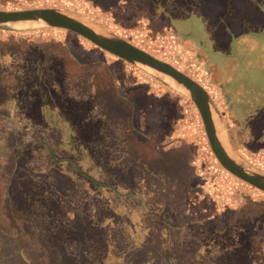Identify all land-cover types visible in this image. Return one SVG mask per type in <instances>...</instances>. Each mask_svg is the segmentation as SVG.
I'll list each match as a JSON object with an SVG mask.
<instances>
[{"label":"rangeland","instance_id":"rangeland-1","mask_svg":"<svg viewBox=\"0 0 264 264\" xmlns=\"http://www.w3.org/2000/svg\"><path fill=\"white\" fill-rule=\"evenodd\" d=\"M87 1L84 5H78L73 0H0V8H67L79 13L83 11L106 28L112 29L116 24L122 25L123 27L117 29L119 31L115 30L118 35L171 63L199 83L206 82V88L212 84L222 101L223 113H220L218 107L217 109L232 146L236 136L244 142L248 140L247 136L250 137L251 133L247 135L246 131L243 132L247 128L253 134L260 132L264 147V26L261 21L255 19V23L250 27L242 28L246 22L243 16L237 19V0H128L132 11L129 15L125 11L120 12V8L111 9L117 8L115 0ZM133 13L144 17L146 24H143L144 20L142 23L136 22L133 16L131 19ZM0 39L33 41L38 45L49 41L50 50L53 46H58L61 50L70 46L72 53L80 57V64L75 62L72 69L75 72H71L72 75H78L75 78L78 84L83 77H86V82H91L90 75L94 78L97 75L102 79L105 77V82H111L107 72L112 75L115 86L109 89L107 87L94 96L91 91L83 89V93L74 96V99L77 100L75 107L80 117V132L77 133L86 134L82 129L85 125L90 127L91 134L83 138L92 139L91 142L104 149V154L109 156L110 167H131L129 172L124 171L126 179L124 174L123 178H119L112 173V178H109L110 191L114 195L119 193L123 198L126 195L128 200L133 198L134 194L138 195V207L143 215H138L137 220L139 224L142 223L144 234L141 236L153 240L149 251L147 249L146 254L142 256V248L128 252L124 247L123 253L126 251V255L122 257L123 264H264V243L257 238L259 231L264 228L260 230L253 223L259 224L253 216L264 218L262 211L250 216L251 219L248 220L252 223L248 220H238L237 225L232 223L233 221H230L229 225L228 221L221 222L223 216L215 220L217 223L211 220L210 224L206 225H202V220L196 222L193 219H201L210 212L203 209L204 204L208 207L210 205V192L201 187V180L194 179L191 182V168L185 161L197 158L200 166L198 174L204 179L217 178V171H214L216 165L220 173L225 170L211 153L199 114L188 98L155 76L66 30L0 29ZM78 46L81 52H78ZM60 53L54 52V62L59 69ZM46 56L47 53L45 58ZM3 68L18 74L17 67L11 61H7ZM98 68L103 70L98 72ZM14 78H9L10 84L14 83ZM1 82L0 79V91H11L10 88L1 89ZM86 109L91 110L89 118L84 116ZM245 121L247 124L241 127ZM229 123L236 130V135L234 129H230ZM57 124V121L52 123L55 127H58ZM237 127H241L238 133ZM12 134L15 135V131L11 127L10 131L7 130L6 122L1 121L0 264H70L66 252L53 240L54 234H49L42 214H28L15 208L12 200L15 198L10 195L14 189H8L10 176L15 168L11 148ZM62 136V133L58 132L57 137ZM20 138L25 140L23 136ZM167 154L174 156L169 158ZM86 157L82 160L85 166ZM41 162L38 160L37 167L41 168ZM60 163H63V160ZM72 164L79 167L80 159H74ZM63 165L67 171H71L68 173H78L82 181L81 173L93 172L90 168L83 169L82 172V168L70 170L69 165ZM40 168L35 170L34 177L41 181L46 179L49 171L55 177L57 175L58 179L64 176L53 174L52 170L45 172ZM13 175L21 181L27 176L26 173L20 172H13ZM136 177L138 179L134 181ZM123 181L124 184L127 183L125 190ZM195 182L199 184L196 185ZM237 183L247 185L240 180H237ZM62 187L63 185L57 187L56 193H63L60 189ZM147 189L151 190V197L148 196ZM175 189H178L184 212L189 215L186 218L181 215V220L169 218L173 215L171 210L176 211L177 207L163 204L165 200L160 197L162 194L167 196L168 192ZM209 190L214 194L216 192V189ZM13 195L15 197V193ZM203 197H208V202ZM152 201L154 203H151ZM99 208H104V205L100 203ZM114 212L116 214H113L111 219L108 218V213L103 220H94V228L91 225L82 230L84 227L81 226L80 233L71 226H64L63 223L73 216L70 213L65 214V218L53 215L51 226L57 238L62 240L67 236L70 240H81L84 231L90 230L91 235L84 237L86 243L92 246L96 243L98 247L101 245L100 238L95 232L98 227L105 226L102 225L104 221L115 225L124 223L131 237H140L134 235L131 225L124 222L128 213L120 214L116 210ZM148 218L152 219V223ZM224 223L227 226H224ZM107 239L106 237L105 240ZM99 250L102 252H96L94 257L101 259V246ZM107 259L112 260L106 256L105 260Z\"/></svg>","mask_w":264,"mask_h":264},{"label":"trees","instance_id":"trees-1","mask_svg":"<svg viewBox=\"0 0 264 264\" xmlns=\"http://www.w3.org/2000/svg\"><path fill=\"white\" fill-rule=\"evenodd\" d=\"M125 12L131 13L132 11L127 7ZM240 16H243L246 22L243 23L242 28L250 27L255 23V19L261 21L264 26V0H237V19ZM37 45L33 41L0 39L1 89H11V91H7L8 93L0 91V122H6L7 130L10 131L11 127L15 131V135H11L12 156L15 161L12 173L27 174L25 180L21 181L11 173L8 189H14L15 197L13 193L10 195L15 198L12 199L15 208L28 214L36 212L42 214L43 223L49 229V234H54L53 240L66 252L70 264H123L121 261L122 257L126 255V251L132 252L142 248L140 256L146 254L145 252L147 249L149 251L153 240L141 236L144 233L142 223L137 222L138 215H142L139 211L141 208L138 207V195L134 194V197L128 200L126 195L123 198L122 195L116 193L117 189L115 195L110 191L111 181L109 178H112L111 175L114 174L115 177L120 178L122 174L125 175V172H129L131 167L125 169L121 166L114 167L115 171L112 174V166L110 167L108 164L110 159L104 154V149L91 142L92 139L83 138L91 134L90 127L85 125L82 129V131H86V134L77 133L80 117L75 107L77 100L74 99V96L77 97L83 93V89L91 91L94 96L107 87L109 89L115 86L112 75L107 72L111 82H105V77L102 79L97 75L94 78L93 75H90L92 76L91 82H86V77H83L78 84L75 82L78 75H72L71 72H75V70L72 71L75 62L80 64V57L72 53L70 46L64 51L58 46H53V49L50 50L49 41ZM78 48V52H81V48L79 46ZM55 51L61 52L59 54L60 69L54 62ZM7 61L15 64L18 74H13L3 68ZM98 70L100 72L103 69L98 68ZM11 76L16 78L12 84L9 83ZM80 76L81 74H79ZM90 113L91 110H87L84 116L89 118ZM53 121H57L58 127L52 125ZM58 132L63 136L57 137ZM21 136L24 137V141L20 138ZM85 156H87V166L82 163ZM74 159H80L79 167L72 164ZM38 160L42 161L41 168L37 167ZM61 160L69 165L70 170L82 168V172L83 169L90 168L93 172L81 173L82 181L78 173H68L71 171L64 168L63 163H60ZM39 168L45 172L52 170L53 174L58 173L64 176L62 179H58L56 174L57 178L49 171L46 179L41 181L34 177L35 170ZM124 179H126V175ZM137 179L136 177L134 181ZM62 185L63 187L60 189L63 190V193H56L57 187ZM122 186L123 189L127 188V183L124 184L123 181ZM177 191L178 189H175V191L168 192L167 196L162 194L160 197L165 200L163 204L177 207L176 211L171 210L173 215H170L169 218L181 220L182 217L186 218L189 215L184 212L185 208L180 204V196ZM146 192L151 197V190L147 189ZM65 201H69V203L65 204ZM72 202L74 207L71 208ZM100 203L104 205V208H99ZM123 204L124 206H119ZM121 207L126 209H119ZM115 210L120 214L128 213L127 220L125 219L124 222L131 225L134 235L137 234L140 237H131L124 223L115 225L104 221L102 225L105 226L98 227L95 232L100 238V246L103 250L101 259L94 257L96 252H102L99 250L100 246L98 247L96 243L92 246L88 242L86 243L84 238L91 235L90 230L84 231L81 240H70L68 236L62 240L57 238L56 232L51 226L53 215L65 218V214L70 213L73 216L63 224L75 228L80 233L81 226L84 227L82 230L91 225L94 228V220H103L108 213V218L111 219V216L116 214ZM148 211L153 212L152 210ZM193 219L196 222L204 220V218ZM148 220L152 223V219L148 218ZM106 237L107 240H105ZM138 242H140L139 245ZM124 247L126 251L123 253ZM106 256L111 257L112 260H105Z\"/></svg>","mask_w":264,"mask_h":264},{"label":"water","instance_id":"water-1","mask_svg":"<svg viewBox=\"0 0 264 264\" xmlns=\"http://www.w3.org/2000/svg\"><path fill=\"white\" fill-rule=\"evenodd\" d=\"M17 24H36V26L17 27ZM42 28H57L72 32L96 47L155 76L184 95L192 102L199 114L207 144L218 164L238 180L264 193V170L248 162L231 145L221 114L208 91L194 78L77 11L56 7L17 10L0 8V29Z\"/></svg>","mask_w":264,"mask_h":264},{"label":"crops","instance_id":"crops-1","mask_svg":"<svg viewBox=\"0 0 264 264\" xmlns=\"http://www.w3.org/2000/svg\"><path fill=\"white\" fill-rule=\"evenodd\" d=\"M74 2L78 3V5H84L86 3H88V1H84V0H73ZM116 3L115 5L117 6V8L111 7V9L113 10H122L120 12H123L126 10V8H130L129 6V2L128 0H115ZM114 5V6H115ZM76 11V10H74ZM82 14V12H80ZM130 13H127V15H129ZM86 15V14H84ZM90 18H92V16L86 15ZM133 16V17H132ZM136 19V22L140 21V23H142V21L144 20L143 24H146V19L144 17L141 18V16L136 15L135 13H133L130 18ZM131 18V19H132ZM130 19V20H131ZM97 21V20H95ZM98 22V21H97ZM100 23V22H98ZM150 23V22H149ZM101 24V23H100ZM104 26V24H102ZM123 27L122 25H115V28H108L111 31L115 32L119 31L117 30L118 28ZM131 28V27H130ZM116 33V32H115ZM2 40V39H1ZM206 82L202 83L201 85L203 87H205V89L208 91L209 95L211 96L213 102L215 103L216 107H218L220 113H223L221 105H222V101L220 100V96L219 94H216V89L212 86V84H210V86L208 88H206ZM218 100V102H217ZM264 118V116H263ZM230 124V123H229ZM241 124V123H240ZM244 124H247V121H245L241 127H243ZM231 125V130L234 129ZM240 127V128H241ZM239 127H237V133L240 130ZM247 133V135L251 136H247L248 140L246 139L245 142L242 140L235 139L234 142V148L235 150L242 155L248 162H250L252 165L256 166L259 169L264 170V147L262 146V142L263 139H261V134L256 133L253 134V132L247 128L244 129L243 132ZM235 135H236V130L234 129ZM246 135V134H245ZM254 147H257L256 150H253ZM170 157L174 156L173 154H167ZM165 156V155H163ZM163 156H159L160 158H162ZM159 158V160H160ZM197 158L193 157L191 159H187L185 161V164L188 165V167L191 168V172H190V180L191 182L194 179H197L198 181L201 180L200 182H202L201 187L203 189H207L208 193L210 192V205L208 207V205L204 204V211L208 212V210L210 211L209 213H207V215L203 220L202 225H206L207 223L210 224L211 220L215 221V220H219V216H223V218H221V222H227L229 225L231 222L234 223L235 225H237V221L238 220H248L251 219V215L252 214H256L257 211H262L264 213V193L255 189L252 186L249 185H244L242 183H237V178H235L234 176H232L231 174L229 175V173L226 174L227 171H223V172H219L217 170V165H216V170L217 171L216 175L217 178L216 179H212V177H208L206 179L202 178L201 175L198 174V168H200V166L198 165L199 163H197ZM184 165V164H183ZM215 165H213L214 167ZM182 167V165H181ZM115 168L112 167V173L115 171ZM205 171V170H204ZM206 171H209V169ZM211 173H214L213 171H211ZM210 175V174H209ZM217 180V181H216ZM190 183V182H189ZM196 185H198L199 183H196ZM216 184V186H215ZM193 188L197 189L195 185H192ZM209 189H216L215 194L213 193V191L209 190ZM207 199L208 202V197H203ZM210 208V209H208ZM217 215V216H216ZM251 216V217H250ZM218 217V218H217ZM253 218H255L259 224L254 223L255 226L259 227L260 230L262 228H264V218L263 219H259L253 216ZM198 219V218H197ZM214 219V220H213ZM251 221V220H248ZM215 223H217L215 221ZM224 223V226H227ZM252 223V221H251ZM217 225V224H216ZM257 238L264 243V230L259 231V234H257Z\"/></svg>","mask_w":264,"mask_h":264},{"label":"bare ground","instance_id":"bare-ground-1","mask_svg":"<svg viewBox=\"0 0 264 264\" xmlns=\"http://www.w3.org/2000/svg\"><path fill=\"white\" fill-rule=\"evenodd\" d=\"M17 26L18 27H20V26H36V24H17ZM170 83L173 85V86H175L171 81H170ZM176 87V86H175ZM179 89V88H178Z\"/></svg>","mask_w":264,"mask_h":264},{"label":"flooded vegetation","instance_id":"flooded-vegetation-1","mask_svg":"<svg viewBox=\"0 0 264 264\" xmlns=\"http://www.w3.org/2000/svg\"><path fill=\"white\" fill-rule=\"evenodd\" d=\"M201 84V83H200Z\"/></svg>","mask_w":264,"mask_h":264}]
</instances>
